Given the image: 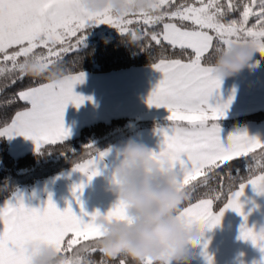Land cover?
Wrapping results in <instances>:
<instances>
[{"label":"snow or ice","instance_id":"obj_1","mask_svg":"<svg viewBox=\"0 0 264 264\" xmlns=\"http://www.w3.org/2000/svg\"><path fill=\"white\" fill-rule=\"evenodd\" d=\"M134 23L139 27H130ZM98 25L130 36L141 43L142 49H150L151 42L161 46V56L151 66L162 73V79L146 103L168 112L167 125L155 129L163 137L158 153L170 160L180 176L177 183L188 202L179 210L182 224L199 226L200 238L190 241L194 255L213 264L202 237L220 224L228 210L244 218L239 239L251 241L264 253V228L256 231L248 226V214L241 202L249 185L258 195H264V141L237 131L229 134L226 146L222 142L218 121L226 116L232 97L223 103L212 102L222 79L210 66L218 52L234 46H250L264 57V0H152L148 11L119 16L110 7L89 11L83 0H0V79L7 77L0 91L28 77L23 69L29 60L40 68L63 72L60 65L64 57L82 50L87 33ZM164 43L181 50L187 58H167L163 55ZM31 78L33 82H47L17 93L29 107L16 111L10 121L0 125V137L24 136L40 152L46 146L65 144L71 135L64 124L67 106L78 108L90 98L74 91L84 82L82 71L55 79L47 75ZM14 102L15 98H9L3 106ZM84 148L89 158L74 163L72 170L91 181L99 174L98 162L110 150L100 151L93 143ZM70 151L76 154L75 149ZM61 154L68 156L67 152ZM237 162H243L247 177H239ZM237 178L241 179L238 187L233 190L229 184L224 192V181ZM214 182L220 185L216 195L192 202L200 188H210ZM83 187L79 184L72 189L79 215L71 205L60 211L51 196L43 207L26 206L23 197L13 192L15 202L9 199L0 206V264H33V256L25 251L30 241L69 257L66 264H131L125 256L109 260L100 250L97 242L104 232L95 220L102 213L84 211L77 195ZM221 199L223 206L216 210L214 203ZM103 215L109 221L128 219L123 202L113 204ZM97 252L101 254L98 261L92 258Z\"/></svg>","mask_w":264,"mask_h":264},{"label":"crops","instance_id":"obj_2","mask_svg":"<svg viewBox=\"0 0 264 264\" xmlns=\"http://www.w3.org/2000/svg\"><path fill=\"white\" fill-rule=\"evenodd\" d=\"M259 57L261 56H254L242 72L224 79L218 93L213 95V103H223L232 97L226 116L218 121L221 128L220 137L225 146L229 134L237 131L241 135L258 137L264 141V121H235L239 116L264 109V65L257 63ZM83 73H85L84 82L77 84L74 91L90 99H85L78 108L71 104L67 106L64 114L65 127L75 135L82 127L92 123L127 118L128 124H131L133 128L120 138L124 139L128 135L137 134V141H142V144L159 151L163 137L157 134L155 129L157 126L167 125L168 112L164 108L149 107L146 100L162 79V73L151 65L106 73ZM3 138L6 139L10 153L14 157L35 150L33 141L24 136ZM114 143L111 146L115 145ZM115 162V154L99 161L97 164L99 174L91 181L82 173L71 178L61 174L73 168L71 167L37 180L31 185L22 186L29 189L28 187L36 183L44 181L47 183L41 189L22 196L23 202L26 206L40 208L45 206L51 196L60 211L71 205L73 211L79 215L80 208L75 203L72 189L75 185L83 184L82 192H78L77 195L83 204L84 211L105 213L114 203V196L107 191V188L110 169ZM62 177L63 180H60ZM9 199H12V194L0 199V206ZM241 202L244 204V212L248 214V226L256 231L264 228V195H258L249 185L245 195L241 197ZM243 223L242 216L228 210L218 226L203 234L202 239L207 241L206 251L213 257V264H264V253L251 241L239 239L240 226ZM192 264H207V261L203 257L194 255Z\"/></svg>","mask_w":264,"mask_h":264},{"label":"clouds","instance_id":"obj_3","mask_svg":"<svg viewBox=\"0 0 264 264\" xmlns=\"http://www.w3.org/2000/svg\"><path fill=\"white\" fill-rule=\"evenodd\" d=\"M83 5L93 12L110 7L119 16L148 11L152 0H132L130 4L125 0H83ZM136 42L131 37L126 41L133 45ZM255 53L250 46H234L218 52L210 66L223 81L242 72ZM23 72L32 77H58L56 71L40 68L31 60ZM115 158L107 191L114 196L113 204L126 205L128 219L109 221L103 213L97 216L95 223L104 232L97 242L100 250L109 260L125 256L131 264H145L149 260L152 264H192L190 241L199 239L201 233L198 225L186 226L179 218L186 198L170 160L131 139L116 149ZM25 251L33 256V264H66L69 259L53 247L34 241L25 244Z\"/></svg>","mask_w":264,"mask_h":264},{"label":"trees","instance_id":"obj_4","mask_svg":"<svg viewBox=\"0 0 264 264\" xmlns=\"http://www.w3.org/2000/svg\"><path fill=\"white\" fill-rule=\"evenodd\" d=\"M132 26L133 28L139 27L135 23ZM97 29L96 27H92L87 34H92V31H96ZM129 39L130 36H123L112 30L110 32L106 29L100 30L91 37V41L88 42L85 48L64 57L63 63L60 65V68L64 69L63 72L58 69L54 71L57 72L58 77L65 74H78L81 71L106 73L135 66H149L152 63L158 62L161 56L160 45L151 42L150 49H142L140 42H136L135 45L126 43ZM144 43H147V41ZM187 51L190 54V50ZM163 55L170 59L187 58L184 52L179 49L173 50L166 43L163 44ZM208 62V60H205V63ZM258 63L264 65V57H259ZM6 79L7 77L0 79V85ZM41 82H47V80L33 82L31 76H28L22 82H17L0 91V125L5 121H10L16 111L24 110L28 107L26 102L18 99L17 93L28 87L36 86V84ZM9 98H15V102L10 106H3L4 102L9 100ZM235 121H264V109L239 116ZM127 124V118H115L107 122L92 123L82 127L78 134L73 138L67 139L65 144L46 146L40 152H28L18 157L11 155L6 139L0 137V199L9 197L22 186L31 185L37 180L73 167L76 162L88 159L89 156L84 148L85 145L93 143L100 151L107 149L115 142V135L118 133H122L123 135L129 133L126 128ZM140 127H142L141 124ZM72 148L75 149V155L70 151ZM63 152H67L68 156L62 155L61 153ZM257 152H259V149H257ZM236 167L240 169V178L249 175L245 170L243 162H237ZM257 174H259L258 171ZM233 176H236L235 171H233ZM197 179L200 178L198 177ZM240 182L241 179L239 178L235 179L234 182L225 180L223 191L227 192L229 184H232L233 190H235ZM219 190V182H214L210 188H200L192 202H196L197 198L216 195ZM223 202V199L216 201L214 203L215 209L219 210L223 206ZM187 203V201L184 202L185 206ZM66 255L71 256V253H67ZM100 257L101 254L97 252L92 258L98 261Z\"/></svg>","mask_w":264,"mask_h":264},{"label":"rangeland","instance_id":"obj_5","mask_svg":"<svg viewBox=\"0 0 264 264\" xmlns=\"http://www.w3.org/2000/svg\"><path fill=\"white\" fill-rule=\"evenodd\" d=\"M94 27H96V28H98L96 31L95 30H93L92 31V34H87V36H86V39H85V41H84V47L83 48H85L87 45H88V42L89 41H91L90 39H91V37L96 33V32H98V31H100V30H103V29H106V30H108L109 32L112 30V31H115L117 34H120L115 28H113V27H111V26H108V25H98V26H94ZM130 27H132L133 28V26L132 25H130ZM254 56H261L258 52H256L255 53V55ZM126 128H127V131H130L132 128H133V126H131V124H127L126 125ZM78 134V133H77ZM77 134H75V135H77ZM75 135L73 134V132H71V135H70V137L68 138V139H70V138H73V137H75ZM137 134H133V135H128V136H126L124 139L122 138H120V137H122L121 136V133H118L117 135H115V137H114V139L116 140V139H118V140H116V142L114 143L115 145H113V146H111V147H109L108 149H103V150H101V151H105V150H110L109 151V154L104 158V159H106V158H108L109 156H112L113 154H115L116 153V149L117 148H119L120 146H122L125 142H127L128 140H133V141H135V142H138V143H143L142 141H137L136 140V138H137ZM10 151V150H9ZM34 151H36V150H34ZM34 151H31V152H34ZM15 152H17V151H15ZM23 155V154H22ZM14 157V156H13ZM87 160V159H86ZM85 161V160H84ZM83 162V161H82ZM71 168V167H70ZM73 168H71V169H69V171H65L64 173H61V174H65L66 175V177L67 178H71V177H73V176H76V175H78V173H80V172H77V171H73L72 170ZM61 172V171H60ZM65 175H63V176H65ZM60 176V175H59ZM50 180V179H49ZM60 180H63V177H62V179H60ZM46 182H48V181H46ZM45 184H47V183H45V181L44 182H41V183H36V185H34V186H31V187H28L29 189H27L26 187H22V189H17L16 190V194L17 195H21V196H24V195H26V194H29V193H31V192H33V191H36V190H38V189H41L42 187H44L45 186ZM12 200H14V198H13V195H12Z\"/></svg>","mask_w":264,"mask_h":264},{"label":"water","instance_id":"obj_6","mask_svg":"<svg viewBox=\"0 0 264 264\" xmlns=\"http://www.w3.org/2000/svg\"><path fill=\"white\" fill-rule=\"evenodd\" d=\"M123 134L121 133V136H122Z\"/></svg>","mask_w":264,"mask_h":264}]
</instances>
